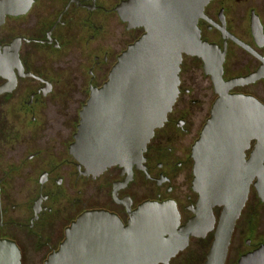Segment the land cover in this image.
Instances as JSON below:
<instances>
[{"label":"flooded vegetation","instance_id":"af4514ba","mask_svg":"<svg viewBox=\"0 0 264 264\" xmlns=\"http://www.w3.org/2000/svg\"><path fill=\"white\" fill-rule=\"evenodd\" d=\"M123 1L33 0L26 14L7 15L0 26L2 47L20 39L26 74L14 69L16 86L0 92V239L16 243L21 264H46L83 214L106 211L129 227L131 214L144 204L170 202L179 225L161 238L165 247L183 246L154 264H264V200L255 185L258 178L227 233L221 228L231 215L223 213V206L215 205L211 214L197 213L200 197L193 188L192 157L218 98L214 69L221 67L223 80L234 82L228 93L264 104V0L208 2L197 27L202 43L213 51L206 61L182 55L176 102L154 131L143 160L130 170L111 166L94 176L86 173L71 147L92 91L103 86L119 55L144 33L143 27L130 28L120 18ZM31 13L30 23L10 26ZM119 23L124 32L117 45L123 48L105 47L108 25ZM70 48L82 50L74 70H69V59L66 66L60 59L57 66L42 59L66 56ZM64 72L65 77L56 75ZM189 72L208 79L205 87L197 81V88L207 91L196 94L197 88L188 86L183 77ZM6 82L0 76V86ZM255 148L256 141H251L244 150L245 162Z\"/></svg>","mask_w":264,"mask_h":264},{"label":"water","instance_id":"95a60500","mask_svg":"<svg viewBox=\"0 0 264 264\" xmlns=\"http://www.w3.org/2000/svg\"><path fill=\"white\" fill-rule=\"evenodd\" d=\"M209 1L124 0L120 4V18L130 28L143 27L144 33L119 55L108 80L94 88L81 112L71 153L85 165L87 174L99 175L111 166L130 170L143 160L154 131L164 124L176 102L182 55L206 61L213 51L202 43L197 27ZM32 2L0 0V26L7 15L26 14ZM19 47L18 38L0 45V76L7 80L0 92L16 86L14 69L26 75ZM212 80L218 98L192 149L193 188L200 197L197 213L211 214L215 205L223 206V213L231 216L221 230L230 233L255 177L264 200V164L260 167L264 104L252 96L228 93L234 82L223 80L221 67L214 69ZM251 141H256V148L245 162L244 150ZM131 215L130 226L124 227L106 211L83 214L46 264H154L182 248L178 243L165 247L161 238L179 225L173 203H147ZM221 255L223 261L225 252ZM0 264H21L14 241L0 239Z\"/></svg>","mask_w":264,"mask_h":264},{"label":"rangeland","instance_id":"374dc122","mask_svg":"<svg viewBox=\"0 0 264 264\" xmlns=\"http://www.w3.org/2000/svg\"><path fill=\"white\" fill-rule=\"evenodd\" d=\"M32 15H29L27 17H22V18H19V19H16V20H12L10 21L11 24L10 26H19V25H23L25 26L26 24L30 23V19L32 18L33 14L34 13H31ZM108 35H107V38H106V42H104V46L106 47L105 43L107 45H112L113 46H117L118 48H123V46H118L121 44L122 42V32H124V26L122 24H117V26H114V24H109L108 25ZM118 44V45H117ZM92 48H94V46H92ZM80 52H82V50L79 48H70L68 51H67V54L66 56H63V57H60V58H56V59H48V57H43L42 59L44 61H46L49 65H52L54 64V66H57V60L60 59L62 61H64V64H65V59H66V62L68 61V59L71 61L72 63V66H70L71 68H69V70H74L77 66V63H78V60L80 59L81 57V54ZM55 62V63H52ZM68 65V64H65V66ZM57 74H60V75H64V77L66 76L65 72L64 73H56ZM183 79L187 82L188 86L192 87V86H195L194 89L197 88L198 85L200 86H207L208 85V79L205 77H202V76H199V75H194L192 73H188V76H184ZM194 80V81H193ZM197 81H198V85H197ZM197 92L196 94L201 93L203 90L205 89H198L197 88ZM196 91V90H194ZM207 91V90H205ZM209 91V94L211 95L212 91L211 89L208 90ZM214 98V96L212 97V99ZM212 102V100H211ZM208 104V102H207Z\"/></svg>","mask_w":264,"mask_h":264}]
</instances>
